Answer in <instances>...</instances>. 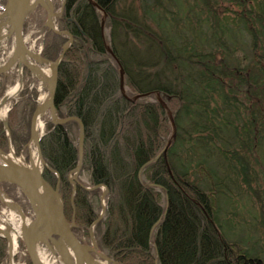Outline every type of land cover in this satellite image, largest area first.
<instances>
[{
	"label": "trees",
	"instance_id": "16d2710c",
	"mask_svg": "<svg viewBox=\"0 0 264 264\" xmlns=\"http://www.w3.org/2000/svg\"><path fill=\"white\" fill-rule=\"evenodd\" d=\"M92 1L63 0L56 21L71 42L57 66L54 107L83 128L74 191L67 177L77 160L75 121L46 122L39 139L58 179L45 167L41 174L57 184L65 219L85 233L93 223L97 247L117 264H263L220 232L218 213L220 196L239 183L257 195L248 155L263 148L264 0ZM43 37L40 55L54 60L66 39L53 31ZM155 91L171 112L173 138ZM35 97L23 85L8 111L15 154L28 139ZM168 138L170 174L161 155L153 159ZM7 143L0 123V149ZM5 249L0 237V262Z\"/></svg>",
	"mask_w": 264,
	"mask_h": 264
},
{
	"label": "water",
	"instance_id": "95a60500",
	"mask_svg": "<svg viewBox=\"0 0 264 264\" xmlns=\"http://www.w3.org/2000/svg\"><path fill=\"white\" fill-rule=\"evenodd\" d=\"M37 1V0H36ZM35 1V3H36ZM91 4L95 5L92 0H88ZM30 1L29 0H4L2 4L1 10L5 13L7 28L5 37H11L12 40V51L8 60L0 65V75L5 74L9 71L14 65H16L19 71L22 67H26L23 65V57L24 55H31L29 49L25 46L23 41V23L25 22V17L30 11ZM63 0L60 1L58 5V14L56 19L59 17L61 9H62ZM50 11L45 12V25L44 33L47 31H53L56 34L63 35L65 37V41L61 45L59 52L54 60L45 59L40 55V47L35 55V60L39 64L50 63L51 69L49 71V75L47 76L45 82L46 88V99L42 101H38L36 99L35 106L31 112L29 119V135L27 142L24 144V147L32 143L35 147L37 157L41 161V167H30L26 164H21L17 162H0V182H4L7 184L14 185L17 187L27 204V211L30 214L29 219L26 218L25 209L18 203L17 200L11 198L9 193L1 189L0 187V204L3 205L4 208H8L13 210V212L19 218V236L17 239L18 246H22L24 250V255L28 259L29 264H43L37 254L38 246H46L49 251L54 252L50 246L55 245L57 247V251L60 255V258L64 262V264H117L115 260L111 257L107 256L103 251H101L92 237V241L94 243V249L88 248L86 244L82 243L79 238L75 235L73 231L74 222L71 217L69 221H67L63 214V203L62 199L58 192L57 184L53 187L42 177V170L45 167L50 172H52L56 179L57 173L45 165V162L41 156L39 149V139L43 136L47 130H44L41 133H36L35 131V121L36 116L41 111L42 108L47 107L50 118L47 122L52 123L53 125L63 123L69 120L75 121L77 124V160L73 169L70 170L68 175V181L72 186V191H74L75 185L74 182H77V172L80 168L81 159H82V134L83 128L81 121L75 116H66V117H58L56 114V110L53 103V97L56 87L57 80V66L59 60L61 59L64 51L68 47L71 42V35L66 30H58L55 25H51L49 23L50 18L54 16L55 8L49 2ZM0 10V11H1ZM43 27V24H42ZM103 20H100V32L101 37L103 38ZM105 50L114 58L112 51L109 46L104 43ZM115 59V58H114ZM27 68V67H26ZM119 80L118 86L120 92L124 95L122 74L123 70L119 66ZM36 75V74H35ZM21 77L19 75V85L21 86ZM155 99L160 104V106L165 110L166 117L168 119L170 125V138L175 136V126L173 122V118L170 110L166 107L165 102L159 97L158 91L154 92ZM147 92L136 93L134 94L130 100H134L138 97L147 96ZM4 101V95L0 99V105ZM3 130L6 132V138L8 142V150L10 142H9V134L8 127L6 123L5 116L3 119H0ZM170 138H168L162 147V149L157 153V155L153 158L156 159L158 156H162L164 163L166 165L167 171L170 174L169 168L165 161V150L169 144ZM1 151V150H0ZM12 153L13 150L11 149ZM3 152V151H1ZM80 184V183H79ZM89 189V188H87ZM102 195L106 193V189L103 186ZM52 198V201H50ZM104 208V203L101 204V210ZM1 210V209H0ZM101 215V214H100ZM98 215L97 218L100 217ZM3 237L6 242V253L10 257V239L6 235H0ZM51 244V245H50ZM97 256L99 258H95Z\"/></svg>",
	"mask_w": 264,
	"mask_h": 264
},
{
	"label": "rangeland",
	"instance_id": "374dc122",
	"mask_svg": "<svg viewBox=\"0 0 264 264\" xmlns=\"http://www.w3.org/2000/svg\"><path fill=\"white\" fill-rule=\"evenodd\" d=\"M3 1L4 0H0V10L2 8ZM60 1L61 0H53L55 9L58 8ZM217 1L222 2V0H217ZM196 2H198V0H177V3H180L181 5L184 4L191 5L192 3H196ZM42 24L44 27L45 13L44 10L40 7L34 10L23 23V34L25 37L30 35L31 36L30 38L32 39V38H36V36L37 37L41 36L40 39L37 40V43L40 44L39 45L40 48L42 47L43 38H44L43 34H41V31L43 30ZM34 30L38 31L39 34L35 32L31 35V32ZM240 38L243 41V45L241 47L244 49L241 53L248 55V48L246 46L247 38L243 34L241 35ZM12 69H13L12 71L16 70L17 69L16 65H14ZM10 71H7L5 74L0 75V99L3 97V95L5 98L6 91L10 86L14 84L16 80L15 73ZM20 77L22 84L16 96L10 99V101L8 100L0 105V106L6 105V111H5L6 121H7L8 111L10 110L12 105L16 103L17 100L19 99V92L22 90L23 85H25L29 90L31 88H34V90L36 91V97L34 101H36L37 99V94H38V91L36 89V85L38 82L37 79H32L33 78L32 74L30 70L26 67L21 68ZM240 95L241 93H239V96ZM243 101H245L244 98ZM260 101L264 102L263 99H260ZM259 122L262 126H264V111L262 116L259 115ZM44 129L46 130V128ZM4 134L6 137L5 131ZM263 141H264V136L261 139L262 142L261 146H263V148H256L255 146L253 148L251 147V152L248 155V158L251 161L252 168L254 170V174L256 176L255 183H256V187L258 188L257 195L250 194L248 191L244 190L242 184L239 183L238 189L232 188L230 196L229 195H224V197L220 196L221 197L220 200L222 203H219L221 204L220 205L221 208L219 209V213H218L219 214L218 224H219L220 232L225 237L237 241L249 254L258 255L261 258L262 263L264 264V143ZM9 148L12 149V146H10ZM24 149L25 147L23 145L21 149L17 152V155H19L21 151ZM8 151L9 150L7 143V147L3 152L7 153ZM26 158L27 157L25 155L24 157L25 162L27 161ZM80 178L81 181L86 182L85 174L81 175ZM0 187L1 189L9 193L11 198L18 201V203L22 206V208L26 210L25 215L27 216L26 218L29 219L30 214L27 211L26 202L24 201L19 189L14 185L7 184L4 182H0ZM102 191H103V186H101V193L99 194L100 196L99 195L97 196V200L99 204L98 206L100 207L99 209V207L97 206L98 211H100L99 215L100 214L102 215L103 209L101 210V204L104 203L105 200V194L102 195L103 193ZM0 209L4 210L6 208H4L3 205L0 204ZM92 228H93V223L91 225H88L86 229V233L81 229H76L74 233L82 243L86 245H91L90 243L92 242V237H93ZM12 259L14 264H26L25 262L26 258L24 255L23 247L21 245L19 246V249L16 251ZM0 264H11L9 261V257L6 253V249Z\"/></svg>",
	"mask_w": 264,
	"mask_h": 264
},
{
	"label": "bare ground",
	"instance_id": "6f19581e",
	"mask_svg": "<svg viewBox=\"0 0 264 264\" xmlns=\"http://www.w3.org/2000/svg\"><path fill=\"white\" fill-rule=\"evenodd\" d=\"M30 1V11L25 17V19L38 7L42 8L44 10V13L47 11H50L49 8V2L53 5V0H29ZM36 1V3H35ZM56 6V5H55ZM4 11V10H3ZM2 10L0 11V65H3L8 58L11 55L12 51V40L11 37L6 38V28H7V21L5 17V13ZM58 14V9H55L54 16L50 18L49 23L51 25H55L56 17ZM45 25H47V22H45ZM45 25L43 27V30L45 28ZM57 27V26H56ZM41 31V34L44 33V31ZM39 34L38 31H32L31 35L33 33ZM31 36L25 37L23 34V41L25 46L29 49L31 55L27 56L24 55L23 57V65L26 66L31 74L32 79H37V85L36 89L38 91L37 99L38 101H42L46 99V88H45V82L47 79V76L49 75V71L51 69L50 63L45 64H39L35 60V55L37 54V51L39 50V43H37V40L40 39L41 36H36V38H30ZM11 70V71H10ZM9 71L15 73L16 80L12 86L8 88V90L5 93V98L3 102L10 101L16 94L18 93L20 89L19 85V75L20 71L19 69H16L12 71L11 68ZM36 74V75H35ZM36 81V80H35ZM33 84V83H32ZM14 100V99H13ZM8 110V109H7ZM6 111V105L0 106V119H3L5 116ZM50 114L47 109V107L42 108L41 111L36 116L35 121V131L36 133H41L45 129V123L49 120ZM49 123V122H48ZM50 124V123H49ZM26 155L27 161L25 162L24 157ZM17 162L21 164H26L30 167H41V161L37 157L35 147L32 143H29L25 147L24 150L21 151L19 155L12 153L11 149L7 153L0 151V162ZM50 201H52V198H50ZM27 205V204H26ZM0 235H6L10 239V257L9 260L11 264H14L12 257L15 255L16 251L19 249V246L17 244V239L19 236V218L18 216L13 212V210H10L8 208L4 210H0ZM91 245H86L88 248L94 249V243L93 241L90 243ZM51 245V244H50ZM50 248L53 249L54 252L49 251V249L46 246H38L37 247V254L40 259V261L43 264H64L62 259L60 258V255L57 251V247L55 245L50 246ZM95 258H99L97 256H94Z\"/></svg>",
	"mask_w": 264,
	"mask_h": 264
},
{
	"label": "built area",
	"instance_id": "2783aa9c",
	"mask_svg": "<svg viewBox=\"0 0 264 264\" xmlns=\"http://www.w3.org/2000/svg\"><path fill=\"white\" fill-rule=\"evenodd\" d=\"M39 48V47H38Z\"/></svg>",
	"mask_w": 264,
	"mask_h": 264
}]
</instances>
